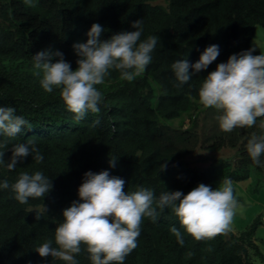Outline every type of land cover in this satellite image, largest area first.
<instances>
[{
	"label": "trees",
	"instance_id": "16d2710c",
	"mask_svg": "<svg viewBox=\"0 0 264 264\" xmlns=\"http://www.w3.org/2000/svg\"><path fill=\"white\" fill-rule=\"evenodd\" d=\"M154 1L33 0L34 6H29L25 0H0V106L14 108L15 115L29 122L17 136L0 135V141L7 140L9 148L34 141L43 156L37 162L32 153L14 171L0 166V183H14L20 172L41 171L52 184L43 200L30 198L26 204L19 203L10 189H0V264H67L41 257L35 249L45 240H52L56 247L55 228L63 222V210L73 201L81 202L78 188L87 171L107 170L125 181L127 192L144 187L157 198L164 191L187 194L195 185L225 178L244 181L252 171L264 175V155L256 165L246 149L253 134L264 135L260 127L264 117L257 118L253 127L224 132L217 120L221 113L201 108L198 97L203 79L218 64L253 49L250 42L256 25L264 28V0ZM140 19L141 40L150 35L160 39L152 62L131 82L110 70L104 84L96 86L102 92L98 113L89 112L78 121L59 90L46 93L41 88L32 60L37 52L60 51L75 70L79 57L72 45L86 42L93 23L105 29L100 39L107 40L135 31L132 22ZM210 45L219 46L217 59L177 87L171 65L180 59L195 63ZM252 54L261 53L253 49ZM185 113L192 120L189 126L174 128L166 123ZM197 147L231 148L236 153L234 158H216L200 169L184 161ZM10 156L6 151L5 159ZM113 157H117L116 165L110 167ZM157 211L156 222L143 219L137 247L124 264H254L258 257L264 262V240L255 236L262 224L260 215L237 234L196 241L185 233L171 208ZM172 227L183 234V245L171 233ZM81 248L75 256L78 264H91L86 246Z\"/></svg>",
	"mask_w": 264,
	"mask_h": 264
},
{
	"label": "clouds",
	"instance_id": "9594fccd",
	"mask_svg": "<svg viewBox=\"0 0 264 264\" xmlns=\"http://www.w3.org/2000/svg\"><path fill=\"white\" fill-rule=\"evenodd\" d=\"M29 6L33 0H25ZM135 31H124L101 40L105 29L93 23L86 33V42L72 45L77 57V68L63 58L60 51L46 49L32 56L35 74L40 77V86L46 93L59 90V95L68 111L82 120L91 113L100 111L102 85L110 70H117L120 78L133 81L152 62V54L160 39L150 35L141 40L142 20L131 25ZM253 49L232 54L227 62L220 63L202 81L198 92L200 103L205 108H214L219 127L224 132L236 128L253 127L257 118L264 117V54L253 55ZM219 55V46L210 45L200 54L195 63L187 59L176 60L172 71L178 81L177 87L192 79L193 73L205 70ZM57 58L55 62L53 58ZM190 69L192 70L190 72ZM12 107L0 106V135L12 138L20 134L29 122L15 115ZM96 125L99 120L94 122ZM264 128V123H261ZM247 152L253 163L260 165L264 155V135L253 134L247 141ZM11 156L5 159V152ZM35 153L37 162L43 160L34 141L16 143L11 148L8 141H0V166L14 171L25 157ZM117 157L109 160L115 167ZM165 166L162 165V169ZM0 189H10L21 204L29 199H42L51 191L52 184L43 172L33 174L20 172L18 179L9 184L0 183ZM79 201H73L63 210V222L55 228L52 240H45L35 251L41 257L51 256L67 264H78L75 256L86 246L91 264H124L125 258L137 247L142 221L145 217L156 222L157 209L171 208L185 233L196 241L211 240L217 235H227L238 207L233 182L225 178L219 188L199 184L187 194L181 191H164L157 198L154 191L140 187L135 191L125 190V181L111 176L107 170L99 173L87 171L78 188ZM42 211L47 212L42 204ZM39 220L40 216L36 215ZM171 233L180 245L184 236L172 227ZM191 255V253H189Z\"/></svg>",
	"mask_w": 264,
	"mask_h": 264
},
{
	"label": "rangeland",
	"instance_id": "374dc122",
	"mask_svg": "<svg viewBox=\"0 0 264 264\" xmlns=\"http://www.w3.org/2000/svg\"><path fill=\"white\" fill-rule=\"evenodd\" d=\"M153 3L164 4V1L155 0ZM250 43L254 50L264 54V28L260 25H256L255 35ZM200 107L204 108V106L201 105ZM194 116L193 113L192 117ZM189 117L190 115L185 113L179 118L167 120L166 123L174 128H185L191 124L192 120ZM199 119H201V115L199 116ZM198 121L200 123V120ZM235 153V149L231 148L209 151L197 147L184 159V161L191 167L201 169L207 167L216 158H234ZM232 182L234 195L238 201V207L231 223V230L226 236H229L231 233L237 234V232L246 228L258 215H260L262 217V224L257 228L255 236L258 240H264V175L252 171L247 180ZM221 184L222 182L220 181H214L210 184L204 185L216 189L219 188ZM198 185H195L193 188ZM261 248L264 253V246ZM254 264H264V262L258 257Z\"/></svg>",
	"mask_w": 264,
	"mask_h": 264
}]
</instances>
